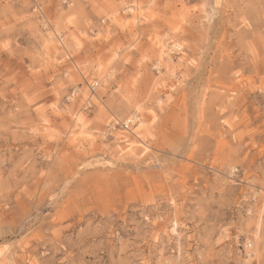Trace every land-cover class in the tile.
Listing matches in <instances>:
<instances>
[{"label": "rangeland", "instance_id": "rangeland-1", "mask_svg": "<svg viewBox=\"0 0 264 264\" xmlns=\"http://www.w3.org/2000/svg\"><path fill=\"white\" fill-rule=\"evenodd\" d=\"M0 264H264V0H0Z\"/></svg>", "mask_w": 264, "mask_h": 264}, {"label": "built area", "instance_id": "built-area-1", "mask_svg": "<svg viewBox=\"0 0 264 264\" xmlns=\"http://www.w3.org/2000/svg\"><path fill=\"white\" fill-rule=\"evenodd\" d=\"M96 86H97V84H93V85H91L90 87H91L92 90H94V88H95ZM137 120H138V116H137L136 119H133V120H131V121L126 120V121L123 122V124L121 125V127H123L125 130H129V128H130L131 126H133L134 124H136ZM133 121H134V122H133ZM108 131H110V129H108ZM246 248H247V250H248V249L250 248V245L247 244Z\"/></svg>", "mask_w": 264, "mask_h": 264}, {"label": "bare ground", "instance_id": "bare-ground-1", "mask_svg": "<svg viewBox=\"0 0 264 264\" xmlns=\"http://www.w3.org/2000/svg\"><path fill=\"white\" fill-rule=\"evenodd\" d=\"M126 10V9H125ZM127 11V10H126ZM132 11V10H131ZM52 30V29H51ZM54 32V31H53ZM49 33V32H48ZM51 37V36H50ZM55 37V36H54ZM47 38V37H46ZM52 39H54V38H52ZM48 41V40H47ZM55 42L57 41V40H54ZM60 43V42H59ZM62 43H60V45H61ZM177 47V46H176ZM176 49V48H175ZM172 50V49H171ZM61 51H63V50H61ZM174 51V50H173ZM173 53V52H172ZM166 70V69H165ZM92 96V95H91ZM91 98H93V97H91ZM135 113V112H134ZM137 118V115L136 114H133V115H131V117H128V118H126V120H128V121H131V120H133V119H136ZM75 120V119H74ZM125 120V121H126ZM83 120H82V118H80V119H77V125L79 126V127H81V126H83ZM76 125V126H77ZM258 228V227H257ZM251 257V256H250Z\"/></svg>", "mask_w": 264, "mask_h": 264}]
</instances>
